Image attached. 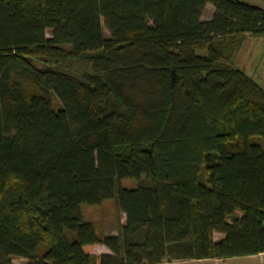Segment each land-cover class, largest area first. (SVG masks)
<instances>
[{
  "label": "trees",
  "instance_id": "obj_1",
  "mask_svg": "<svg viewBox=\"0 0 264 264\" xmlns=\"http://www.w3.org/2000/svg\"><path fill=\"white\" fill-rule=\"evenodd\" d=\"M245 35L264 37V9L237 0H0V264L264 254V88L233 66ZM109 200L116 236L80 210Z\"/></svg>",
  "mask_w": 264,
  "mask_h": 264
},
{
  "label": "rangeland",
  "instance_id": "obj_2",
  "mask_svg": "<svg viewBox=\"0 0 264 264\" xmlns=\"http://www.w3.org/2000/svg\"><path fill=\"white\" fill-rule=\"evenodd\" d=\"M237 1L264 9L263 0ZM212 13V5L207 4L201 19L209 20ZM103 33L106 37L108 36V31L104 27ZM47 36H49L48 33ZM233 66L242 70L246 75L250 76L262 88H264V37L253 38L245 35L234 58ZM53 104L56 108L60 107L58 101L54 97ZM122 186L125 189H131L134 187V182L131 180H124L122 181ZM80 210L83 219L87 222H92L95 225L97 232L101 235L117 233L118 219L120 222L124 221L122 214H117L113 200L103 202L97 207L81 206ZM11 263L24 264L25 260L12 259ZM205 264H211V262Z\"/></svg>",
  "mask_w": 264,
  "mask_h": 264
},
{
  "label": "crops",
  "instance_id": "obj_3",
  "mask_svg": "<svg viewBox=\"0 0 264 264\" xmlns=\"http://www.w3.org/2000/svg\"><path fill=\"white\" fill-rule=\"evenodd\" d=\"M124 218V215H122ZM124 224V221L121 222ZM117 233L111 234V236H116ZM222 235L220 234H213L214 241L221 240ZM94 253L99 255H109L110 251L102 245H95L94 246ZM264 264V254L254 255V256H247V257H234L224 260L219 259H207V260H184V261H172V262H163L161 264Z\"/></svg>",
  "mask_w": 264,
  "mask_h": 264
}]
</instances>
